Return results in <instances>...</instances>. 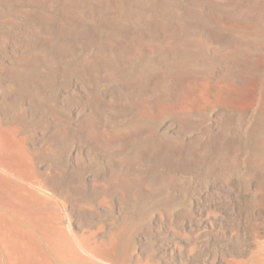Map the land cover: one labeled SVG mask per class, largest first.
I'll use <instances>...</instances> for the list:
<instances>
[{"label":"bare ground","instance_id":"bare-ground-1","mask_svg":"<svg viewBox=\"0 0 264 264\" xmlns=\"http://www.w3.org/2000/svg\"><path fill=\"white\" fill-rule=\"evenodd\" d=\"M141 1L142 0H0V3L6 7L5 10L2 8L6 14L9 13L7 9H13L12 16L14 13H18L20 7H26L25 9L28 7L29 11L18 14L23 13L27 15L31 21L36 20L39 25L43 26V30L45 31L43 34H41L42 30H38V32H41L38 33L35 31V28L30 27L23 33L20 32L21 35H11L13 38L12 42L14 40V44H12L19 48L22 53L23 51H31L34 47H49L53 48L57 54L66 55L68 47L65 45V42L67 40L73 41L75 46L78 47L96 45L98 47H96L98 52L96 51L97 54L94 53L96 54L94 55V60L92 62L89 61L90 63L87 64L84 63L86 65L81 67L80 76H77V79L80 78L83 82H87V84H90V82H99L101 79H124V73L120 72V69L117 70V64L108 58L110 53L118 54L129 46L130 48L128 51L130 56H146L154 53L158 56V62L162 65L159 79L163 84V89L160 87V99L157 103H154L156 112H159V114L162 112L172 113L173 120L179 123V130L185 132L186 130L188 131L189 128L192 129L189 125L190 120H198V118L196 119V117L193 116H201L204 109L207 107L213 109L214 113L212 117H210L211 124L205 129V135H207L205 141L198 137L192 138V141H184L181 140L182 138L172 140L170 136L168 137L165 134L159 135L153 132L154 123L152 124L150 120H152V118L155 120V112L152 110L153 112L146 113V111L153 108L145 105L143 107L144 113L142 112L145 124L142 123L143 126L140 127H137L138 124L137 126L134 125V128L132 126V128L125 132H121L120 130L119 132H115L112 129L101 130L94 125L95 117L94 119L92 118L93 121L90 120V118H82V120L75 125L63 122L64 120H58V118V121H54V124L51 125L52 127L49 129V135L53 136L57 141L67 139L71 136L72 138L78 137L80 141L82 140L88 143L89 148L92 150L102 149L103 151H110L117 145L125 146L132 141H140V138L144 140L143 146L136 157L118 158L117 156L112 162L108 174L105 173L104 176L102 175L103 177L99 175L101 179H93L94 181L89 184L90 189H87L90 191L89 196L92 195L94 198L98 197L101 200L100 204L108 211V209L110 210L112 208L111 204L113 203L110 204V197L113 194L125 198L132 190L140 192V194L154 191L156 189L155 183L144 176L145 170L141 167L142 170L140 171L135 168L142 163L145 165L144 168H150L159 173H161L160 168L164 167V173L161 175L166 174V170L168 169H171L172 172L185 170L187 172L197 173L199 176L207 175L213 182L211 193L207 198V230L205 232H196L189 255L193 257L195 263L201 260L205 252H208V254L210 252L212 253V257L209 264H264V103L262 104V99L260 100V95L264 93V0H219L217 2L215 0H187L184 6L185 9H183L181 15L175 11V7L177 6H170V3L163 0L156 1L154 4L153 0H146L143 7L140 5V3H142ZM80 3L86 4L84 8V13H86V15L95 17L93 20L94 25L91 23L92 27H89L87 30H82L85 23L84 19L86 20L85 14L82 13V15H80L77 12V4ZM49 5L55 6L57 13H54L56 14L53 15L49 12H43L42 8ZM156 7H158V9L161 8L158 17L161 16L162 18L166 16L169 20L167 18L164 19L169 21V26L171 27H164L161 23H157L155 26V22H149L146 27L144 26V37L143 40L140 41L135 36V32L137 31L135 20L142 14V9L147 13H152L153 9ZM175 14L180 15L181 18L176 17ZM120 18L128 21L122 33L112 31L108 34V32H104V24L108 23L110 19L119 22ZM157 18L155 21H157ZM14 20L13 17V21ZM13 27L15 28L14 25ZM71 27L73 29H80L81 31L76 34L70 33L68 29ZM217 46L227 47L228 50L220 51ZM12 48L13 47H11V50L14 52ZM16 51L14 55L11 54L13 55V59H9L13 60L11 63L12 65L7 66L5 69L3 68L4 70H2L0 74V78L3 77L2 79H11L16 84V90L12 93H7L3 87H0V102L6 99V97L8 98L13 95L16 97H29L28 100H34L36 93L31 92V89L48 86L59 73L58 70L51 65L47 68L45 67L46 71L42 73L34 70L44 61V54L34 56L26 53L19 54L17 53L18 51ZM7 57H10V54L9 56L7 54ZM54 58L52 57V59ZM2 60L3 58L1 62ZM195 62L202 64L198 71H194L191 68V65H193L192 63ZM56 63L54 66H57ZM20 65H23V68H19ZM114 67H116V70H112ZM170 68H172V70H170ZM60 77H62V75ZM145 78L146 74L143 75L144 81ZM82 81L81 83L84 84ZM171 83L173 84L172 89L169 88ZM124 85V81H121L120 87H115L116 89H112L113 91L110 90V94L108 93L110 96L106 98L102 96L94 97L93 94V96H91L90 92L86 94L88 91H91V89L87 90L88 87H86L85 96L93 99L91 109L93 107L98 111H108L111 109H117L119 111V109H121L120 97H122V93H124ZM49 87L50 86H48V88ZM94 94H96V92ZM87 101L88 99L86 102ZM4 103H2V105ZM124 105H126L127 109L128 104ZM8 110H11L10 105ZM253 111L259 112L257 113L258 116L256 115L257 120L254 126L252 125V129H250L252 138L251 148L249 156L246 158V162H244V158L248 154L244 146L246 142L243 139L248 130L244 132V129ZM42 112H44V110H42ZM4 114H6L4 111L0 113V117ZM41 115H43V113H41L40 116ZM201 123H203V121ZM9 128L11 127L9 126ZM3 129H6V127ZM43 134L42 132L41 135ZM2 135L3 134H0V153H12L16 158L17 164H7V166L9 165L8 169H10V171L8 172L10 176L12 178H17L22 167L32 165L31 157L27 154V152L30 151L26 150L24 144L21 143L22 141H16V139L14 140L11 138L9 140L8 136L5 138L2 137ZM47 137L49 138V136ZM44 140H46V138L43 139V141ZM120 150L117 149V152ZM12 154H9V156ZM9 159H7V161H9ZM148 161L154 164L150 165ZM244 165L246 166L245 170L243 169ZM137 168L139 169V167ZM81 169L83 170V165ZM242 171L243 175H239ZM51 173L53 172H49L50 175ZM77 175H79L78 172H69L68 174L63 172L60 180H62V183L65 178L66 182H70V180L76 181ZM238 176H242L241 179H239ZM52 177L53 176H51V178ZM48 178L51 179L50 177ZM56 179L54 181L56 183L58 181L59 183L60 180L58 179L56 181ZM53 183L52 181L50 182V184ZM58 185H60V183ZM58 185L55 188H57ZM61 186L63 185L61 184ZM240 186L244 191L241 200L245 202V205L247 204V207L241 210L240 208L237 209L236 206L238 205L233 201V195ZM53 187L51 186L49 189ZM43 188L40 187L39 189L43 190ZM55 188L54 191H56ZM58 190H60V188ZM82 190L84 191L85 188ZM83 191L79 193L81 194ZM52 197H54V195ZM42 198L43 200H47V198L44 199V197H41V199ZM62 199L65 198L63 197ZM79 199L81 200V197L78 198V200ZM84 199L82 200L85 201ZM19 200L20 197L18 193L15 192L12 187L0 184V208L11 209L13 214L19 216L20 220L31 226L38 227V222L40 229L41 226H46L45 217H43V215L36 216L37 212H35L34 208L30 206L28 202L25 204L23 203L24 205L22 206ZM86 201L88 202V200ZM36 202L39 201L37 200ZM45 203L46 202H43V205H45ZM73 203L75 204V202ZM82 206L84 208L85 205ZM82 206H78L77 204L76 210H79ZM52 207L53 206H51V208ZM55 208H57V206ZM91 209L94 208L91 207ZM91 209L90 211L80 209L79 214L86 219H91L95 214V210L91 211ZM58 211L61 220L59 222L64 225V228H61L62 230L59 225V229L62 232V243L61 241L58 242L56 238L54 240V236L52 239L44 229L42 235L50 245L47 244V246H49V248L55 252V256L57 255L63 262L92 261L98 264H148L142 263L139 256L136 257V260L133 262L128 257L129 254L124 251L123 246H116L117 242H115V239L114 242L116 244L113 246L112 244H97L95 241L88 243L86 240H80L82 238L84 239V237L78 238L79 235H72V232H70L71 229L69 230V226L66 225L65 220H67V218L63 215L65 212L62 214L61 209ZM49 215L50 214H48V218ZM50 216L53 218V215ZM70 220L69 222H71ZM83 222V224L89 223V221L86 223L85 221ZM55 226L58 227V225ZM34 227L32 229L35 231L36 229H34ZM70 228H72V226H70ZM38 231L33 233H37L36 236H38ZM33 233L26 227L17 224H8L5 218L0 216V243L7 256V262L4 261V264H53L50 263V260V262H48V260L42 259L38 248L34 246L35 237ZM245 235L250 238L251 244L259 247V249L256 248L257 250L251 251L249 255H246L249 253L247 251L245 254L246 256L244 255L245 251L243 254L241 252L243 249L241 246L244 243V241L242 243V237ZM60 237H58V239ZM42 238L43 237H41V239ZM202 238H204V246L199 250L198 244ZM109 245L111 249L110 252L113 254L111 258L104 255L102 251L103 247ZM249 249L250 247L248 250Z\"/></svg>","mask_w":264,"mask_h":264},{"label":"rangeland","instance_id":"rangeland-1","mask_svg":"<svg viewBox=\"0 0 264 264\" xmlns=\"http://www.w3.org/2000/svg\"><path fill=\"white\" fill-rule=\"evenodd\" d=\"M186 1L187 0H177V7H175V11L178 14H181L183 12V9H185L184 6H185ZM215 1L217 2L219 0H215ZM85 7H86L85 3L77 4L78 14L82 15V13L85 12L84 11ZM2 8L4 10L6 9V7L0 3V37H1L0 38V62H1V59L3 58L2 62L0 63V65L3 66V67L0 66V74L2 70H4L7 66L12 65L11 63L13 60H9V59L10 58L13 59L12 56L14 55L16 50L18 51L16 52L19 54L32 53L30 51H23L22 53L21 50H19V48L13 45L14 40L12 42L13 38L11 35H16V34L21 35V33H23L26 29H29L30 27L35 28L36 32H38V30L40 31L42 30V33L40 31L38 33H41V34L45 33V31L43 30V26L39 25L36 20L31 21L27 15L23 13L18 14L21 12L29 11L28 7L27 9H25L26 7L25 8L20 7L22 10L19 8L18 13L17 14L14 13L17 16H15L14 14L12 16L13 9H9V10L7 9L9 13L6 14L4 13V10H2ZM42 9H43V12H46V13L49 12L50 14H53V15L57 13L55 6L49 5L47 7L45 6ZM84 14H85L86 20L84 19L85 23L82 27V30H87L90 27V24L93 23V20L95 17L91 15H86V13ZM13 17L15 19L14 20L15 24L13 21ZM157 17L158 16H156V18ZM164 18H167V17L164 16L161 18V16H159L157 18V22L159 24L161 23L164 27H171L169 26L170 24L169 21H167ZM89 21H92V22H89ZM120 21H121L120 23L121 28H123V26H126L128 24V21L126 19L120 18L119 22ZM139 23H140L139 25L142 27L143 22L140 21ZM13 25L15 26V28L13 27ZM104 32H108L109 34L112 31H109V29H106ZM69 43L74 46L75 50H73L74 52L72 51L66 55L57 54L53 48H49V47L47 48L41 47L39 50V51H43L46 53L48 52L49 54L48 61L50 62V65L55 67L56 70H58L59 72L58 75L53 79V81H51V83L48 85L50 86L49 88L48 86H43L42 88L37 87L36 89L35 88L31 89V92L36 93L34 100H31V99L28 100L29 97H22V96L16 97L13 95L14 97L13 96H11L12 98L6 97V99L8 100L4 99L3 101L0 102V113H3V111L6 112V114L0 117V127H1L0 134H3L2 137H5V138H7L8 136L9 140L11 138L14 140L16 139V141H20V142L22 141L21 143L24 144V146L26 147V150L30 151V152H27V151L26 152L27 154H29V157H31V161H32V165L22 167L21 168L22 170H20L19 176L17 177L18 179L15 177L14 179L10 176V173L8 172L10 171V169H8L9 168L8 166L12 164H17L16 158L13 156L12 153H9V154H12L10 156L8 153H5V154L0 153V169H1L0 170V184L12 187L14 191L18 193L20 197L19 202L21 203L22 206L28 202V204L34 208L35 212H37L36 216L43 215V217H45L44 220H45L46 226L44 227L41 226L42 230L39 227V222L37 223L38 227L31 226L28 223L20 220L19 216L13 214L12 210L7 209V208H3V209L0 208V216H3L8 224H11V225L17 224V225L26 227L32 233L39 230L40 232L38 231V236H36L37 233L36 234L33 233L35 237L34 246L38 248L40 255L42 256V259L44 258V260L46 261L48 260V262L51 261L50 263H53V264H98L92 261H78V262L77 261H64L63 262L57 255L55 256L54 254L55 252L49 248L50 245L47 243V241L45 240V237L42 235V231L44 229V231L45 232L47 231L46 233L50 235L52 239L54 236V240L56 238L58 242L61 241L62 243L63 239H62V232H61L62 229L61 228H64V225H62L61 222H59L61 221L58 215L59 214L58 210L60 209H61L62 214L63 212H65L63 215L65 218H67V220H65L66 225L69 226L68 227L69 230L71 229L70 232H72V235H76V236L79 235L78 238H81L83 236L84 239L82 238L80 240H83V241L86 240L88 243L95 241V243L97 244H101V243L102 244H112L113 246L116 244L115 242H117L116 246L117 245L123 246L124 251L127 252V254H129L128 257L133 262L136 260V257L139 256L142 263H148V264H209V261L211 260V257H212V253L209 252L208 254V252H205L203 254L204 257L202 256L201 260L198 263H195L193 261V257L189 255V252L191 250V244L195 237L194 235H196V232H205L207 230V225H208L207 224L208 215L206 213V206H207V200H208L207 198H208V195L211 193V187L213 183L210 177H208L207 175L199 176L197 173L187 172L185 170L172 172L171 169L166 170V174L161 175L162 173H164L163 172L164 167L160 168L161 173H159V172L153 171L150 168H144L145 165H143L142 163L141 164L142 166L139 164V166L135 167L136 170L140 171L144 169L145 170L144 176L147 177L151 182L155 183L156 189L152 192H148V193L146 192L143 194L142 193L140 194V192L132 190L125 198H122L120 195L113 194L110 197V204L113 203L111 204L112 208L110 210L108 209L107 211V209L104 208L102 204H100L101 200L98 197L94 198V196L92 195L89 196L90 191L87 190V189H90L89 184H91L92 181H94L95 179H101L100 176L102 175L104 176L105 173L108 174L110 166L112 162L117 158V156L118 158L136 157L139 154L141 147L143 146V141H141L143 139L140 138V141L139 140L132 141L130 144H127L125 146L117 145L114 148H112L110 151H103L102 149L92 150L89 148L88 143L82 140L80 141L78 137L72 138L71 136V137H68L67 139L57 141L54 139L53 136L49 135L50 133L49 129H51L52 127L51 125L54 124V121L64 120L63 122H66V123L69 122L70 124L75 125L79 123V121L82 120L83 117L87 116L86 118L87 119L90 118V120H92V118L94 119L95 117L94 119L95 124H100L104 127H113L118 132L119 130L121 132L122 131L125 132L129 130L130 128H132V126L134 128L135 126H137V124H138L137 127L143 126V124H145V120L142 114L143 107L145 105L147 107L153 108L151 110L146 111V113L153 112V111L155 112V116H156L155 120L154 118L150 120L152 124L154 123L153 125L154 128H158L161 131H165L163 134L167 135L168 137L169 136L172 137V140L182 138L181 140L186 141L187 138H191V137L193 138V137L199 136L198 138L205 141L207 139V135H205V129L211 124L210 117H212L214 113L213 109L211 107H207L206 109H204L203 114L201 116L199 115L193 116V117H196V119L198 118L199 124H198V120H195L193 118L196 121V124L192 127V129L189 128L188 131L186 130L187 132L180 131L179 123H176L173 120L172 113L162 112L161 114H159V112H156V109L154 108V103H157V101L160 99V87L161 89H163V84L160 82V79H159V76L161 75V71H162V68H161L162 65L158 62L159 59L156 54L152 53L146 56H139L135 58L133 62L131 63L126 76H124V79L122 80L101 79V81L99 80V82H96V83L90 82V84L89 83L87 84V82H83L80 78L77 79V76H80L81 67H83L87 63H90L94 60V55L97 54L96 51L98 52V49H96L97 46L96 45H90L87 47L80 46L81 47L80 48L78 46H75L73 41H69ZM10 45L11 47H13L12 49L14 52H12ZM217 48L220 51L228 50L227 47H223V46H217ZM31 51L34 52V48ZM7 54L8 56L10 54V57H7ZM52 57L53 58L55 57L54 58L55 60L52 59ZM108 57L112 59L117 65L121 64L123 61V58L120 53L118 54L110 53ZM56 60H57V63H56ZM55 63L57 64V66L56 65L54 66ZM192 64L193 65H191V68L194 71L200 70V67L202 66V64L197 63V62L192 63ZM45 67L47 68L48 66H46V64L44 63H41V65H38V67L34 70L42 73L46 71ZM19 68H23V65H20ZM170 70H172V68H170ZM142 72H146L145 81L142 78L143 81H140L132 85L131 87H128V89H124L125 85L123 87L124 89L123 90L124 93H122V97L124 98L123 105L128 104L127 109H126V105H124L125 107L123 106L121 109H119V111L117 109H111L108 111L107 110L98 111V110H95L93 107L91 109V103L93 99H91V97L87 98V96H85L86 94H89L90 92L91 96L94 95V97H98V96L99 97L102 96L105 98L109 97L110 92L116 89L115 87H120L121 81L123 82L124 80H126L127 82H131L134 79H137V77H139L140 73ZM60 74L62 75V77H60L61 76ZM2 78H0V85H2L1 87H3V89L7 93H12L13 91L16 90V84L11 79L5 80ZM78 80L79 81L81 80L84 84H82L81 81L79 82ZM159 82H160V86H159ZM263 82H264V77H263ZM86 87H88L87 90L91 89V91H88L85 94ZM172 87H173V84L171 83L169 85V88L172 89ZM95 92L96 94H94ZM134 94H140L142 100L137 110L132 112L130 111V109H128L130 104L129 102H127L128 100L125 98L128 97L129 95H134ZM105 95H108V96H105ZM87 99L88 101L86 102ZM261 99H262V104H263L264 103V93L260 95V100ZM84 101L87 104H85ZM2 103L4 104L2 105ZM9 105L11 109L10 111L8 110ZM12 109H14L15 112ZM42 110H44V112H42ZM40 112L43 113V115L40 116L41 114ZM258 112L259 111H253L251 113L246 123V127L247 128L250 127V128L247 129L245 127L244 132L248 130L245 133V136L243 132V136H244L243 139L245 140L246 142L245 144L247 145V147L246 145L244 146H245L246 153L248 152V154L244 158V162H246L247 160L246 158H248L249 153H250L251 142H252L250 129H252V127L254 126L257 120ZM56 115H57V118H56ZM202 121L203 123H201ZM43 124H46V125H43ZM9 126L11 128H9ZM5 127L6 129H3ZM5 130L7 132L9 131L10 134L9 132L7 133ZM42 132L45 135L44 134L41 135ZM14 134L15 135L17 134L18 136L17 135L15 136ZM47 136H49V138ZM44 137L46 138V140L43 141V139H45ZM126 146H128L129 148ZM125 147L126 149L124 150ZM117 149L118 150L121 149V150L117 152ZM7 159H9V161H7ZM7 164L9 165L7 166ZM148 164L153 165L154 163L151 161H148ZM57 165L58 166L61 165V166L58 167ZM82 165H83V170L81 169ZM137 167H139V169ZM243 167H244L243 169L245 170L246 166L244 165ZM49 172H53V173H51L50 175ZM63 172H65V174H68L69 172H78L79 175H77V178L75 179L76 181L70 180V182L69 181L66 182L65 181L66 178H65L63 180L64 182L62 183V180L60 179L62 178ZM239 175H243V171ZM51 176L53 177L51 178ZM55 176L57 179L55 178ZM48 177H50L52 180L49 179ZM238 177L239 179H241L242 176H238ZM54 178L56 179V181L58 179L61 181V182L59 181L60 185H58L59 184L58 181L57 183L54 181L55 180ZM45 181L47 184L45 183ZM51 181L52 183L54 181V183L50 184ZM49 184L52 187L53 186L54 187L52 189H49L51 187ZM61 184L63 186H61ZM57 185L58 187L55 188ZM80 185L84 187H81ZM40 187L41 188L44 187L45 189L43 188V190H40L39 189ZM54 188L56 189V191L59 188L60 190H58V192L56 193V191H54ZM70 188L74 191H72ZM81 188L82 189L85 188L87 192L85 190L83 191ZM36 189L39 191V194ZM81 191H83L84 194L83 192L80 194L79 192ZM85 193L86 195L87 194L88 195L86 196ZM52 194L54 195V197H52L53 196ZM243 194H244L243 188L240 186L236 189L233 195V201H235V203L238 205L236 206L237 209L240 208V210L242 208L245 209L247 207V204L245 205V202H242L241 200ZM40 196L44 197V199L47 198V200H43V198L41 199ZM49 196L55 199L53 200ZM37 197H40V198H37ZM63 197L65 199H62ZM75 197L76 198L81 197V200L80 199L78 200V198L76 199ZM67 199L71 202H69ZM82 199H84L85 201L88 200V202L86 201L87 202L86 203ZM37 200L39 202H36ZM89 201H91L92 203ZM43 202H46L45 205H43ZM73 202H75V204ZM77 204L78 206L85 205L84 208L83 206L80 208L81 210L90 211L91 207L94 208V209H91V211L95 210L94 211L95 214L91 218L92 220L86 219L84 216L83 218L82 215L79 214L80 209L76 210ZM50 205L53 207L57 206V208L55 207L51 208ZM53 210H56V211H53ZM47 213L50 215H53L54 219L50 215L48 218ZM69 220L71 222H69ZM83 221H85V223L89 221V223L83 224L84 223ZM55 225H58V227ZM77 225L79 226V228ZM70 226H72L73 229L70 228ZM33 227L34 229H36L35 231L32 229ZM59 227L61 230L59 229ZM80 233L83 235H81ZM57 236L58 237L61 236L59 238L60 240L58 239ZM41 237L43 238L41 239ZM36 239H39V240H36ZM242 239H243L242 243L244 241V243L241 246V248H243L241 250L242 254L245 251L244 252V255H245L248 251L249 253H247L246 255H249L251 251L253 252L259 249L258 246L251 244V240L247 235L243 236ZM105 242H108V243H105ZM203 243H204V238H202L199 241V244H198L199 250L203 248L204 246ZM47 244L49 246H47ZM148 244H149V247H148ZM248 246L250 247L249 250H248L249 248ZM109 247L110 245L107 247H103L104 249L102 248V251L104 255H107L109 256V258H111L113 254L112 252H110L111 249ZM0 253H1L0 254V261H1L0 264L2 263L4 264V261L7 262V256H6V253L1 243H0ZM99 264H103V263H99Z\"/></svg>","mask_w":264,"mask_h":264},{"label":"water","instance_id":"water-1","mask_svg":"<svg viewBox=\"0 0 264 264\" xmlns=\"http://www.w3.org/2000/svg\"><path fill=\"white\" fill-rule=\"evenodd\" d=\"M145 1L146 0H142L141 2L142 3H140V5L143 7V5H144V3H145ZM156 1H159V0H153V4H154V2H156ZM163 1H165V2H167V3H170V6H177V1L176 0H163ZM152 4V5H153ZM159 12H161V8H159L158 9V7H156V8H154L153 9V12L152 13H147L145 10H143L142 9V14L140 15V17L139 18H137L135 21H136V28H137V31L135 32V36H136V38H138L140 41H142L143 40V37H144V33H145V30H144V26L146 27V25L149 23V22H155V26L157 25V21H155V19H156V16H158V13ZM176 15V17H179V18H181V14L180 15H177V14H175ZM140 21H142L143 22V25H142V27L139 25L140 23ZM93 24V23H92ZM92 24H90V27H92ZM159 24V23H158ZM94 25V24H93ZM105 25V27H104V29L103 30H106V29H109V31H113V32H120V33H122L123 32V30H124V28L126 27V26H124L123 28H121L120 27V22H117V21H115V20H112V19H110L109 20V22L108 23H106V24H104ZM68 31L70 32V33H77V32H80L81 30L80 29H73L72 27L71 28H69L68 29ZM61 42V41H60ZM132 44H133V41H132ZM65 45H67V47L69 48H67V54H69L70 52H72L74 49V46L73 45H71L70 43H69V40H67L66 42H65ZM132 46V45H131ZM40 48L41 47H34V52L33 51H30V52H32V53H30L29 55H34V56H38V55H41V54H44V56H45V58H44V61L43 62H41V63H45L48 67L50 66V62L48 61V53H46V52H43V51H39L40 50ZM129 48H130V46L129 47H126V49L125 50H122L121 52H120V54H121V56H122V58H123V61H122V63L121 64H119V65H117V70L118 69H120V72H123L124 73V76H126V74H127V72H128V70H129V68H130V65H131V63L133 62V60L135 59V58H137V57H139V56H130V54H129ZM39 51V52H38ZM109 58V57H108ZM110 59V58H109ZM111 61H113L112 59H110ZM112 70H116V67H114ZM145 74V72H142V73H140V75H139V77H137V79H134L133 81H131V82H127L126 80H124V84H125V87H124V89H128V87H131L132 85H134V84H136V83H138V82H140V81H142V78H143V75ZM1 87V86H0ZM123 89V90H124ZM121 99V101H120V103H121V108L123 107V102H124V98H120ZM126 99L128 100L127 102H129L130 103V105H129V108H130V111H136L137 110V108L139 107V105H140V103H141V100H142V98H141V95L140 94H134V95H129L128 97H126ZM84 119H87L86 117H83ZM67 123H69V122H67ZM70 124V123H69ZM196 124V121L195 120H190L189 121V125H190V127H193L194 125ZM94 125H96V127H98L99 129H101V130H106V129H112V130H114L115 132H118V131H116L113 127H104V126H102V125H100V124H95L94 123ZM153 132H155V133H158L159 135L160 134H163L165 131H161V130H159L158 128H154V131ZM196 137H199V136H196ZM194 138V137H193ZM142 141H144V140H142ZM186 141H192V137L191 138H187V140ZM131 143V142H130ZM130 143H128V144H130Z\"/></svg>","mask_w":264,"mask_h":264}]
</instances>
